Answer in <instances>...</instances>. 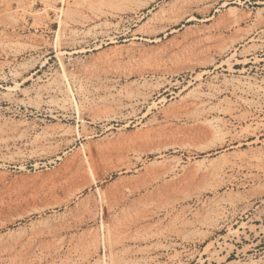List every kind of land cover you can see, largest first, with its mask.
<instances>
[{
  "label": "rangeland",
  "instance_id": "obj_1",
  "mask_svg": "<svg viewBox=\"0 0 264 264\" xmlns=\"http://www.w3.org/2000/svg\"><path fill=\"white\" fill-rule=\"evenodd\" d=\"M0 264H264V0H0Z\"/></svg>",
  "mask_w": 264,
  "mask_h": 264
},
{
  "label": "bare ground",
  "instance_id": "obj_2",
  "mask_svg": "<svg viewBox=\"0 0 264 264\" xmlns=\"http://www.w3.org/2000/svg\"><path fill=\"white\" fill-rule=\"evenodd\" d=\"M5 97H7V98H8L9 96H6V95H5ZM214 132H215V131H214Z\"/></svg>",
  "mask_w": 264,
  "mask_h": 264
}]
</instances>
